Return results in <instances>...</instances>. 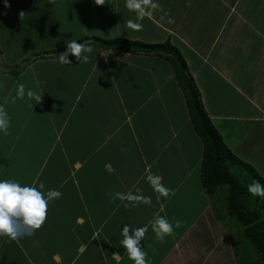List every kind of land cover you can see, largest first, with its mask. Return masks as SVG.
I'll list each match as a JSON object with an SVG mask.
<instances>
[{
	"label": "crops",
	"instance_id": "crops-1",
	"mask_svg": "<svg viewBox=\"0 0 264 264\" xmlns=\"http://www.w3.org/2000/svg\"><path fill=\"white\" fill-rule=\"evenodd\" d=\"M107 1L111 14L117 10L122 23L117 20L106 25L109 33L102 38L175 44L200 92L204 111L226 146L262 173L257 167L264 169V157H256L264 155V148L257 144L264 139V39H260L262 45H255L258 39L251 40L245 27L258 18L253 10L264 12V0H242L241 4L234 0H139L140 9H130L128 0ZM90 3L7 0L6 6L0 0V43L19 37L30 43L28 49L14 53L0 47V87L8 84L14 98L13 91L23 84L25 97L15 101L23 106L29 101L37 109L30 118L34 130H24L34 141L21 140V146L13 147L10 154L20 156L14 162L0 161V179L62 194L49 201L46 220L39 229L28 234L21 224L17 239L0 236V264H134L120 244L125 224L130 231L147 229L140 246L149 264H239L232 244L220 247L222 235L215 232L219 224L204 215L209 209L179 206L189 203V195L181 191L185 180L194 178L201 183L203 146L170 63L156 55L106 51L91 45L87 63L70 55L72 63L61 64L58 55L49 56V52L66 48V40L83 37L85 24L99 21L91 18L97 7ZM76 4L86 14L80 15ZM192 7L198 8L197 13L206 11L203 15L208 20L196 15L206 23L222 18L208 49L198 46L203 43H191L190 34L181 33L182 24H187L182 19ZM140 11L145 13L143 19H138ZM129 20L142 24V29H130ZM200 34L201 40L210 36ZM262 35L264 38V28ZM36 51L48 56L36 57ZM23 62L37 63L41 69L37 74L22 73L23 68L17 77L8 73L10 66ZM127 72L132 79L123 82ZM53 78L61 93L53 94ZM29 89L41 93L40 102L27 97ZM178 113L180 124L176 125ZM3 147L8 153L9 148ZM162 168L172 170L165 173ZM149 176H158L159 183L171 190L169 195L156 191ZM118 192L147 197L150 203L114 198ZM158 215L173 224L172 234L163 241L152 229ZM177 220L179 227H175ZM203 223L209 227L207 232L203 231L206 226L201 228Z\"/></svg>",
	"mask_w": 264,
	"mask_h": 264
},
{
	"label": "rangeland",
	"instance_id": "rangeland-1",
	"mask_svg": "<svg viewBox=\"0 0 264 264\" xmlns=\"http://www.w3.org/2000/svg\"><path fill=\"white\" fill-rule=\"evenodd\" d=\"M234 1L236 3L241 4L242 0H234ZM91 2L92 3H90V5L92 8L94 6L97 7V9L94 10L95 12H92L91 18H92V16H94L95 18H99L100 22L94 21V24H89V23L87 25L85 24L84 34L82 36L101 35V37L100 36H96V37H99V38L106 37L107 35H104V34L109 33V27H107L106 25H109V23H113L117 20L119 22H121L120 15L117 16V10H116V12L111 14V10L109 9L111 4H109L110 2L107 0H105L104 4H99V5L95 3V0H91ZM76 7H77V10L80 12V15L86 14L85 8H83L80 4H76ZM194 10H198V8L192 7L189 11H187L188 16L185 15V18L182 19L183 22H187V24H185V25L182 24V32L181 33L185 34L186 36H188V34H190L191 35V39H190L191 43L193 42V44H196V45L203 43L202 45H198V46H200L201 48L206 47V49H208V48H210V44L212 43L211 42V37H213L212 34L214 33V31H217L219 29V27L221 26V24L223 22L222 18L220 19V17H218V20L214 19L211 23H206V22L202 21V18L200 20L198 19L199 17L196 18V15L198 14L199 16H204L206 18V20H208L209 16L203 15L204 12H206V11H204L203 13H199V12L197 13ZM72 11H75V10L72 9ZM248 11L249 10L247 9V13H248ZM252 12H256L258 15V18L259 17L260 18L258 19L255 17L254 18L255 21L251 22V24L248 22L249 26L245 27L246 32H247L246 35L249 38H251V40L255 41L256 39H258L256 41L255 45H258V44L262 45L263 43L260 41V39L261 40L264 39L263 35H262L264 25L261 24L262 19H263L262 17H264V12H263V10H260V9L255 10V11L253 10ZM107 13H109V14H107ZM253 15H255V14H253ZM196 19L198 22H196ZM68 20L70 21V18ZM123 21H124L123 23H126L127 18L123 19ZM202 23H203V25H202ZM124 26H126V25H124ZM79 28L82 30L81 24H80ZM130 29H132V28H130ZM111 33H113V32H111ZM200 33H203L205 35H210V36L207 37L206 40H201V39H199V37L202 36ZM116 34L117 33L115 32V35ZM192 34H193V37H192ZM175 43H177L178 45L181 46V44L179 42H175ZM174 46H176V45L174 44ZM0 47L2 48L3 51H8V52L14 53V52H21L25 48L28 49V47H30V43L24 37H19L18 39H16L13 42L8 41L7 43H0ZM10 49H13V50H10ZM29 50H31V49H29ZM212 50H213V47H212ZM34 53L35 54H42L39 51H36ZM50 53L52 55H54L53 52H50ZM29 55H33V54L29 53ZM28 60H29V58L27 59V61ZM22 65H23V68L25 70V71L23 70L22 73H27L30 71L32 73L37 72V74H38L39 69H41V67L37 63L36 64L29 63L26 65L25 62L14 64V65L10 66V69L19 70V68ZM237 67H238V71L242 73L243 72L242 68L239 65H237ZM250 67H251V65L248 62V68H250ZM250 72H251V69H250ZM111 77H112V74H111ZM0 78L3 80V77L0 76ZM131 79H132V77H131L130 73L127 72V75H125L123 82H129V80H131ZM8 80H12V79L9 78ZM62 82L64 83L65 81L62 80ZM7 85H5L4 87H2V86L0 87V105H3L5 107L6 111L8 112V114L10 116L11 122H10V127L8 129V134L6 135L7 137L4 134H0V161L2 160L4 162H9V161L14 162L16 159H19L20 156H18V157L14 156L13 157V155L10 154L11 152H14L13 147H17L19 145L21 146V140H23L24 143H28V144H30L32 141H34V138L28 137L25 134L24 130L26 127H27L28 131L34 130L35 125L33 124L31 119L36 116L37 109L34 110L35 104H33L29 101H27L24 104V106H23L22 102H17V101L13 102V99L16 97L17 90L13 91V96H14V98H13L12 93L8 92L9 90H7L8 89ZM10 85L13 86L12 84H10ZM50 88L53 91V94L54 93L58 94V90H59V93H61L60 88H58V80H56V79L51 81ZM35 89L38 90L39 87H37V85H36ZM20 109H22V111ZM32 109H33V111H32ZM179 111H180L179 113L183 112L182 107L180 108ZM179 113H178L176 120L174 121L176 125L180 124ZM12 115L13 116L17 115V116L12 117ZM231 138H233V136ZM261 141L262 142L258 141L257 144L264 148V144H263L264 139H261ZM254 142H256V141H254ZM254 142H250L251 145ZM3 146H7V148H9L8 153L5 151V147H3ZM18 149L19 148H17L16 153H18L17 152ZM262 151L264 153V149ZM263 157H264V155L262 156V154H260L259 156L256 157V159L257 158L261 159ZM160 161H161V159H159V161H157V164H160ZM262 165L263 164L260 163L259 166L263 167ZM240 167H242V166H240ZM257 169L259 170V172H262V173H258V172L257 173L262 178H264V169L259 168V167H257ZM171 170L172 169L162 168V172H165V173L166 172L170 173ZM254 170L257 171L256 169H254ZM242 172L244 174L248 173L247 170H243ZM245 181H246V183H244V184H246V187L249 189V186L252 185L251 183L253 182V180L251 178H248V179H245ZM200 184L201 183H199L198 180L194 179V178H189V180L188 179L185 180L184 184L182 185V187L184 186L185 188L182 189L181 191L189 195V197H188L189 203L180 204L179 206H182V207L193 206L196 211H197V207L198 208L201 207V209H202V207H204V208H206V210L209 209L208 211H206L204 213V215L210 216V219L214 223L219 224L217 229H215V232H218L220 235H222L220 247L223 248V247H227V245L231 246V244H232L233 248L235 249V251L233 253L235 255H237V260L240 261L241 264H250V263L256 261L258 259V252H256L257 250L254 248L253 245L250 244L249 240L244 236L243 232L240 231V229H242L241 226L237 225V223H235L236 227H234V220L235 219L233 216H230V214L228 212V208H227V204H228L227 192H228V190H227V187L226 186L219 187L217 189V191H215L213 194L209 195L206 192L205 193L203 192V186H201ZM260 186L262 187V185H260ZM254 196H256V195L251 196V198H250L251 202L254 199V198H252ZM263 206H264V204H263ZM261 211H262V214L264 215V208ZM200 222H202V221L201 220L199 221V223H198L199 225H200ZM201 226H202L201 228L206 226L207 229L203 230V231H205V232L208 231L209 227L207 226V223H203ZM195 228H197V227H195ZM193 230L195 231L196 229H193ZM226 231H228L229 234H227Z\"/></svg>",
	"mask_w": 264,
	"mask_h": 264
},
{
	"label": "trees",
	"instance_id": "trees-1",
	"mask_svg": "<svg viewBox=\"0 0 264 264\" xmlns=\"http://www.w3.org/2000/svg\"><path fill=\"white\" fill-rule=\"evenodd\" d=\"M76 41L106 51L120 50L127 53L156 55L165 58L170 63L175 80L182 91L189 120L202 142L201 184L209 195L217 191L219 187H227L228 212L230 216L234 217L237 225L241 226L244 236L258 252V259L250 264H264V215L261 211L264 208V196L256 195L252 197L254 199L251 202L250 198L253 194L244 184L246 183L245 179L251 178L252 185L259 183L264 188V178L249 164L233 155L212 125L203 109L200 92L187 71L186 63L179 50L169 41L147 43L140 40L104 39L96 36H83ZM65 49L52 52L54 55H59ZM48 54L54 56L50 52ZM48 54H36V57L44 58ZM1 55L0 49V63ZM33 58L36 59L35 56ZM22 69L23 65L19 70L9 68L8 73L17 77ZM237 165L239 168L234 167ZM243 170H247L248 173L244 174ZM238 263L241 264L240 261Z\"/></svg>",
	"mask_w": 264,
	"mask_h": 264
},
{
	"label": "clouds",
	"instance_id": "clouds-1",
	"mask_svg": "<svg viewBox=\"0 0 264 264\" xmlns=\"http://www.w3.org/2000/svg\"><path fill=\"white\" fill-rule=\"evenodd\" d=\"M148 3L149 0H143ZM96 4H104L105 0H95ZM7 6V0H5ZM127 6L130 9H140L139 0H128ZM152 7H157L153 4ZM145 13L140 11L138 19H143ZM128 26L134 30L142 29L143 25L132 20L128 21ZM66 49L58 55L61 64H71L69 56H74L76 61L87 63L89 55L93 52V48L76 40H66ZM25 97V86L19 84L15 99H23ZM27 97L35 100L37 103L41 100V93H37L31 89L27 91ZM10 116L3 105H0V134L7 135L10 127ZM148 180L152 183L156 191L164 196L169 195L170 189H167L159 183L158 176H149ZM40 188H43L41 185ZM249 192L253 195L264 196V188L259 183L249 186ZM62 194L58 190H48L42 192L32 185H21L19 181L13 179H0V236H8L9 239H17L21 233L18 232V226L24 225L28 230V234L39 229L45 222L49 201L60 197ZM114 198L127 200L133 203H150L149 198L134 193H116ZM82 222V221H81ZM181 222L177 220L175 227H179ZM152 229L156 234V238L163 241L166 235L173 232V224L166 217L157 216L152 222ZM145 227L133 228L130 231V225L125 224L121 229L123 239L120 244L127 250L128 258L134 264H149L146 258L147 253L140 246L141 239L145 236Z\"/></svg>",
	"mask_w": 264,
	"mask_h": 264
}]
</instances>
